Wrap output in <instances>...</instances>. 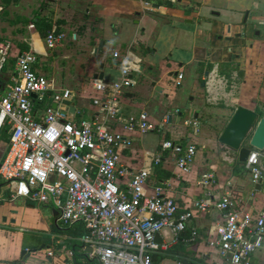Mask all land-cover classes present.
Returning a JSON list of instances; mask_svg holds the SVG:
<instances>
[{
  "label": "crops",
  "instance_id": "1",
  "mask_svg": "<svg viewBox=\"0 0 264 264\" xmlns=\"http://www.w3.org/2000/svg\"><path fill=\"white\" fill-rule=\"evenodd\" d=\"M38 19L65 35L53 51L34 29ZM3 39L14 49L0 75V94L17 55L32 52L34 72L70 91L62 107L75 120H102L93 105L101 93L93 83L118 81L121 58L128 55L133 85L121 99L122 116L143 111L153 129L126 137L130 145L120 150L122 163L130 172L148 169L145 193L159 186L161 196L183 212L196 202L211 204L193 212L177 240L168 230L159 234L154 254L163 255L159 264H230L210 246L222 221L215 205L229 194L257 215L264 208V188H256L219 136L238 107L264 118V0H0ZM163 140L196 147L189 173L178 175L171 153L160 151ZM7 148L1 139L0 164ZM261 155L264 183V151ZM0 182V264L93 263L86 235H75L78 224L62 227L50 204L11 197ZM31 210L35 216L25 218ZM251 264H264V253L253 255Z\"/></svg>",
  "mask_w": 264,
  "mask_h": 264
},
{
  "label": "built area",
  "instance_id": "2",
  "mask_svg": "<svg viewBox=\"0 0 264 264\" xmlns=\"http://www.w3.org/2000/svg\"><path fill=\"white\" fill-rule=\"evenodd\" d=\"M64 39L62 32L52 29L44 43L53 50ZM12 49L10 39L0 41V75ZM114 57L120 56L114 53ZM36 59L32 52L19 53L0 94V128H10L0 179L11 197L50 204L62 227L82 224L92 264H155L152 255L160 248L155 237L168 230L177 240L193 212H204L211 204L196 202L193 210L183 212L172 199L161 196V187L145 193L148 169L130 172L122 163L120 150L130 145L126 137L153 129L143 111L122 116L121 99L133 85L129 56L121 58L118 81H94L101 97L93 99V105L102 117L95 121L75 120L64 110L62 104L70 91L58 89L52 80L36 74L32 68ZM176 77V85H180L183 74ZM45 96L50 104L36 108L34 100L41 102ZM160 151L171 153L178 175L190 172L196 155L193 144L163 140ZM261 158V152L250 149L244 162L254 185L262 182ZM159 161L160 156L154 159ZM215 208L222 221L215 227L210 246L230 264H251L253 255L264 253V208L252 215L229 194Z\"/></svg>",
  "mask_w": 264,
  "mask_h": 264
},
{
  "label": "water",
  "instance_id": "3",
  "mask_svg": "<svg viewBox=\"0 0 264 264\" xmlns=\"http://www.w3.org/2000/svg\"><path fill=\"white\" fill-rule=\"evenodd\" d=\"M207 76L208 73H205ZM205 83L202 84L204 87ZM32 98H35L33 95ZM55 107V105H52ZM249 141L245 144L247 138ZM219 142L238 155V162L244 163L250 149L264 151V118H258L256 112L238 107L231 116L226 127L219 136ZM258 189L264 188V183L256 185ZM57 214V212H55ZM155 242L161 244L158 235Z\"/></svg>",
  "mask_w": 264,
  "mask_h": 264
},
{
  "label": "trees",
  "instance_id": "4",
  "mask_svg": "<svg viewBox=\"0 0 264 264\" xmlns=\"http://www.w3.org/2000/svg\"><path fill=\"white\" fill-rule=\"evenodd\" d=\"M33 25H34V29L39 32L40 36H46V34L52 30V24L50 22H46L43 19H38L37 21H32ZM58 32V31H57ZM5 68V67H4ZM50 104V101L47 99V96L44 97V100L41 102H38L36 100H34V105L36 106V108L39 109H44L46 108L48 105ZM10 129L7 125H4L0 128V140L2 139L3 141L5 140V142L7 141L9 143V137H10ZM9 134V136H8ZM3 183L0 182V186H2ZM78 225H76V228L78 229V232L75 233L76 236H85L86 235V231L83 227L82 224L77 223ZM75 255L78 254V250L75 249L74 250ZM164 257L163 255H157V254H153L152 255V259L154 261L155 264H159L160 260H162ZM187 264H196V263H187Z\"/></svg>",
  "mask_w": 264,
  "mask_h": 264
},
{
  "label": "rangeland",
  "instance_id": "5",
  "mask_svg": "<svg viewBox=\"0 0 264 264\" xmlns=\"http://www.w3.org/2000/svg\"><path fill=\"white\" fill-rule=\"evenodd\" d=\"M19 16V11L17 10L16 11V13H14V16ZM57 46V45H56ZM56 48V47H55ZM54 48V49H55ZM14 49V48H13ZM53 49V50H54ZM53 50H51V51H53ZM249 141V137L247 138V140H246V142H245V144L247 143ZM261 160H263V159H261ZM262 166H264V161H263V163H262ZM21 204V201H18V202H16V205L15 206H17V205H20ZM12 205V204H11ZM35 216V212L34 211H25V218H28V219H30V218H33ZM17 223H19V221L17 222ZM24 227V226H23ZM177 262L174 260V262H169V261H164V263L163 264H176Z\"/></svg>",
  "mask_w": 264,
  "mask_h": 264
}]
</instances>
